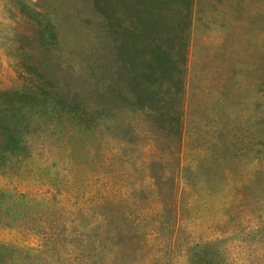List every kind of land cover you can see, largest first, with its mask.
<instances>
[{
  "label": "rangeland",
  "instance_id": "obj_1",
  "mask_svg": "<svg viewBox=\"0 0 264 264\" xmlns=\"http://www.w3.org/2000/svg\"><path fill=\"white\" fill-rule=\"evenodd\" d=\"M160 45L178 133L133 94ZM204 247L264 264V0H0V264H205Z\"/></svg>",
  "mask_w": 264,
  "mask_h": 264
},
{
  "label": "trees",
  "instance_id": "obj_2",
  "mask_svg": "<svg viewBox=\"0 0 264 264\" xmlns=\"http://www.w3.org/2000/svg\"><path fill=\"white\" fill-rule=\"evenodd\" d=\"M112 28L115 34L121 35L123 31L126 30V32L128 33L127 37L130 36V42L128 43L127 40L125 41L129 44V46H125L126 50H134V43L141 42L144 39V31H130L126 27V29L123 30V27L121 26L120 28H114L112 26ZM114 41H116L115 45H117L118 39H114ZM161 46L162 45L157 46V49H154V51H152L151 53V56H149L148 58H142L141 64L144 68V70L142 69L143 71H133V94L135 95V98L138 101V106L147 107L149 109L155 110L156 113L159 115L158 120L157 118L156 120L168 124V126H170L172 130H175V132L178 133L180 128V121L178 118L173 117L172 114L169 112V107H173V104L171 103V100H173V98L171 92H169L171 88L167 87L168 84L166 83L173 82V84H175L177 82L180 85L181 73L178 69L180 60H174V57L169 56L168 49ZM178 57L180 58V55H178ZM165 110L166 112H163ZM73 111L74 110H71L70 112L72 113ZM172 123L175 125H171ZM5 137V141L6 143L10 144V148H17L19 146L20 140L17 135H14L10 132H6ZM198 253L200 255L201 260L205 264L222 263V261L217 258L219 257V253L214 247H204Z\"/></svg>",
  "mask_w": 264,
  "mask_h": 264
}]
</instances>
